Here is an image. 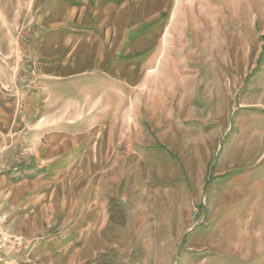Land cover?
Instances as JSON below:
<instances>
[{
    "label": "rangeland",
    "instance_id": "rangeland-1",
    "mask_svg": "<svg viewBox=\"0 0 264 264\" xmlns=\"http://www.w3.org/2000/svg\"><path fill=\"white\" fill-rule=\"evenodd\" d=\"M0 264H264V0H0Z\"/></svg>",
    "mask_w": 264,
    "mask_h": 264
}]
</instances>
